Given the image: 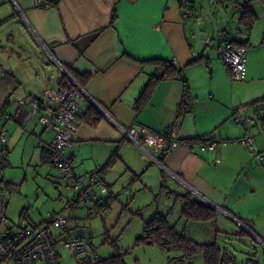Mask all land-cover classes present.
<instances>
[{
  "label": "crops",
  "instance_id": "obj_1",
  "mask_svg": "<svg viewBox=\"0 0 264 264\" xmlns=\"http://www.w3.org/2000/svg\"><path fill=\"white\" fill-rule=\"evenodd\" d=\"M34 1L0 0V110L11 116L0 119L8 138L0 183L4 194L14 193L5 194L6 225L17 229L47 219L29 223L26 217L22 222V211L15 221L24 205L19 199L24 183L39 177L43 179L38 187L50 188L58 173L51 162L53 131L40 123L41 112L24 118L31 99L59 103V82L67 81L64 69L70 67L87 74L83 88L94 101L81 100L80 106L85 111L91 105L99 116L95 125L78 116L72 146L65 151L76 172H101L109 190L118 162L140 175L146 190L159 189L163 179L168 191L191 193L210 203L216 217L245 231L225 237L222 244L216 241L229 252L228 264L243 254L237 246L247 248L248 243L255 252L252 260L264 264V162L238 141L250 136L253 149L264 152V120L257 118L264 102L249 106L264 98V5L249 2L257 18L246 30L239 17L247 0L229 6L218 0V7L208 0L205 9L203 0H183L192 10L190 16L182 15V0H49L46 8L36 7ZM244 40L249 42L244 48L246 73L234 80L217 46ZM155 60L172 62L179 76L157 79ZM150 80L152 88L136 109L135 101ZM9 97L24 99L26 105L19 107ZM239 117L257 119L245 126L236 121ZM171 125L178 127L181 139L199 137L221 144L206 152L195 144H180L165 156L155 155L156 162L124 135V130L140 126L161 132ZM111 157L116 158L114 165L100 171ZM244 237L249 238L247 244L239 240Z\"/></svg>",
  "mask_w": 264,
  "mask_h": 264
},
{
  "label": "rangeland",
  "instance_id": "obj_2",
  "mask_svg": "<svg viewBox=\"0 0 264 264\" xmlns=\"http://www.w3.org/2000/svg\"><path fill=\"white\" fill-rule=\"evenodd\" d=\"M235 1L221 0L224 6H229V2L233 4ZM255 1L264 5L261 0ZM212 3L215 7L219 4L218 0H213ZM202 4L204 9L207 8L208 0H203ZM229 9L231 13L232 8ZM161 173L162 178L165 179V170ZM53 177L55 179L51 180L56 184L54 185L52 181L53 185L50 188L45 187V184L38 187L43 179L39 177H32L24 183L25 188L19 198L24 205L23 208L21 205L18 209L15 221L19 220L22 211L25 213L22 214L21 221L25 222L27 217L26 221L29 223H38L41 219L47 218L48 213L61 211L66 216L67 223L61 228L50 229L52 235L59 240L58 264H73L69 251L62 248V244L64 240L77 237L89 239L100 260L117 255L124 264H204L201 253L187 258L182 250L175 247L162 251L156 243L136 242L142 235L145 223L157 213L166 216L169 224L179 235L197 242L217 241L222 244L227 240L225 237L231 238L242 230L240 226L222 220L221 216L205 222H187L181 216L182 201L177 199L174 193H169L166 187L165 190L159 188L153 192L146 190L141 184L140 175L134 176L127 171L122 162H118L112 168V178L115 183H111L112 188L102 197L105 200L109 199V204L103 208L85 199L75 208L63 209L64 202L74 195V191L60 179L58 173L57 177ZM161 184H164L163 179ZM3 190L5 191L4 188ZM5 194L7 197L14 195L8 191H5ZM239 240L247 244L249 238L244 237ZM254 246L258 252L261 250L260 243ZM237 248L243 254L240 253L241 255H238L240 258L232 264H249L248 258L253 259L254 249L249 243L247 248L242 245H238ZM241 259L245 263H242Z\"/></svg>",
  "mask_w": 264,
  "mask_h": 264
},
{
  "label": "built area",
  "instance_id": "obj_3",
  "mask_svg": "<svg viewBox=\"0 0 264 264\" xmlns=\"http://www.w3.org/2000/svg\"><path fill=\"white\" fill-rule=\"evenodd\" d=\"M49 0H35L34 5L46 8L51 5ZM180 10L183 16H190L192 10L185 1H181ZM217 52L222 63L230 72L231 78L241 80L245 77V49L232 43L221 41L217 46ZM66 85L59 90L60 101L57 105H48L39 99H31L24 121L38 112H41L39 121L43 127L51 129L54 133L50 143L51 162L58 171L60 179L66 182L74 191V195L63 204V209L75 208L85 199L94 203L103 204V199L109 188L101 172L77 173L72 157L65 154V151L72 146L73 135L78 127V116L84 112L79 102L89 100L84 88L74 79L67 76ZM8 101L17 102L19 107L26 105L24 99L9 97ZM259 113H262L260 111ZM11 116L4 110H0V119L8 120ZM257 118H237L236 121L246 126V123L253 122ZM125 137L132 143L143 149L152 160L160 162L155 156H165L183 144L191 148L194 144L179 136L176 125H171L161 132H157L146 126H140L137 131L124 130ZM255 157L258 162H264V152H256L253 149L250 136L241 137L238 140ZM8 138L4 128L0 129V163L8 152ZM221 141L214 139H203L197 142L200 152L216 149ZM1 182V173H0ZM103 206H105L103 204ZM7 199L0 190V264H58V241L57 237L50 232L52 227L61 228L67 223L66 216L60 212H50L47 224H26L17 229L9 228L6 225ZM62 248L70 253L73 264H101L96 250L87 238L77 237L64 240Z\"/></svg>",
  "mask_w": 264,
  "mask_h": 264
},
{
  "label": "trees",
  "instance_id": "obj_4",
  "mask_svg": "<svg viewBox=\"0 0 264 264\" xmlns=\"http://www.w3.org/2000/svg\"><path fill=\"white\" fill-rule=\"evenodd\" d=\"M251 0H247L244 4L240 6L241 14L239 17L240 24L246 29H251L252 25L256 21V15L249 7V2ZM264 3V0H261ZM262 43H264V38H262ZM232 44L237 46H241L243 48L249 45L248 40L244 41H232ZM195 59H192L189 63H192ZM155 64L158 66L159 74L157 75V79L159 78H170L179 76L180 72L173 65L172 62L165 60H155ZM68 72L72 75V77L83 87V83L87 77V74H79L74 71L70 67H66ZM62 86L66 85V82H59ZM153 85V80H150L140 91L139 96L135 101V108L139 109L142 105V102L148 96ZM260 102H264V98L258 99L250 103L249 106H253ZM183 103V102H182ZM182 105V104H181ZM261 115H257L259 120H264V111L262 113H258ZM79 117L91 124H97L99 120V116L94 108L91 105L79 115ZM187 140V139H185ZM203 138H193L189 139L192 144H196L197 142L202 141ZM116 158L111 157L100 169V171H106L111 168L115 163ZM99 172V171H97ZM136 176V175H134ZM161 190H165L164 184H161ZM173 194L172 191H168ZM175 194V193H174ZM177 199L182 201V209L181 216L187 220L192 222H205L210 221L216 218L217 211L214 207L205 203L197 198H195L191 193H186L183 195L175 194ZM109 199H107L103 204L106 206L108 204ZM98 204V203H95ZM40 224H47L50 226V222L48 219L44 220ZM241 232H245L241 230ZM137 243L146 242V243H156L162 251H166L171 247H175L183 251L184 256L190 258L192 255L196 253H201L204 257V264H228L230 256L227 249L221 247L216 241L213 242H197L191 239H187L181 235H179L175 228L171 226L167 220V217L161 214H156L151 220L145 223L143 228L142 235L139 236L136 240ZM249 264H259L252 259L248 260ZM101 264H124L122 260L117 256H111L106 260H101Z\"/></svg>",
  "mask_w": 264,
  "mask_h": 264
},
{
  "label": "water",
  "instance_id": "obj_5",
  "mask_svg": "<svg viewBox=\"0 0 264 264\" xmlns=\"http://www.w3.org/2000/svg\"><path fill=\"white\" fill-rule=\"evenodd\" d=\"M64 69V68H63ZM64 71H65V74L68 76V77H71V78H73L72 76H71V74L66 70V69H64ZM89 99L92 101V102H94L90 97H89ZM0 190H2V185H1V183H0ZM202 198V197H201ZM203 199V198H202ZM207 202V201H206ZM210 204V203H209ZM211 205V204H210Z\"/></svg>",
  "mask_w": 264,
  "mask_h": 264
}]
</instances>
